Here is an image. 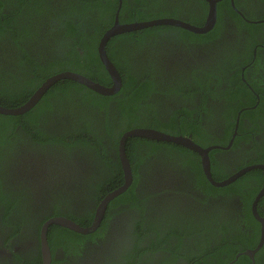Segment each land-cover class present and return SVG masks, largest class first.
<instances>
[{"label":"trees","instance_id":"1","mask_svg":"<svg viewBox=\"0 0 264 264\" xmlns=\"http://www.w3.org/2000/svg\"><path fill=\"white\" fill-rule=\"evenodd\" d=\"M181 1H189V4L194 3L196 6L187 15L186 21L202 25L208 12L207 1ZM233 1L237 8L246 4L242 3L244 0ZM168 5L167 0H0V42L3 47L0 58V105H21L46 78L63 71L76 72L100 84L111 85V77L99 59L97 46L103 33L113 25L116 13L119 23L177 18L180 11L175 7L168 10ZM223 11L228 12L238 28L247 30L245 46L249 45L243 51L234 48L230 51L231 46L220 47L217 44L212 54L204 57L209 59V69L200 66L195 69V76L192 74L183 81L178 76L171 77L169 80H177V83L175 81L169 90L186 98V104L171 112L165 110L168 121H163L161 110L158 112L153 108L149 100L153 81L148 79V72L143 73L145 62L136 74L134 65L137 66V62L130 60L127 53L135 51L136 44L141 47L159 41L166 32L169 35L175 32V37L187 40V44L203 45L220 38L223 31ZM260 29L261 24L242 20L231 6L230 0H220L216 4L215 25L206 33H192L171 25H153L111 36L106 43V52L122 80L120 89L114 95H101L74 80L62 79L50 86L30 110L18 115L0 113V226L12 229L9 238L3 242L4 246L8 247L10 238L23 230L28 233L29 227L36 221L35 213L39 202H34L31 187L24 188L17 181L16 188L12 190H7L4 185L9 180L4 170L14 153L19 152L24 144L27 149L30 146L34 149L53 145L60 146V150L68 153L77 150L93 151V159L102 161L112 170V175L92 188L97 205L106 192L119 187L124 181L120 163L110 156L112 150L118 154V140L123 132L139 127L152 128L172 135L190 136L201 146L205 142L213 143L215 141L206 137L201 125V119L211 113L210 98L224 102V107L219 112L225 120L226 137L231 135L237 111L241 107L255 105L254 109L243 111L241 119L248 117L254 122L258 116L264 118V80L254 73L263 67L264 52H258L255 56L252 54V47L258 42L263 44L259 47L264 48V41L256 37V32ZM117 48L119 53L115 51ZM119 54L121 59L117 57ZM154 85L157 86L156 83ZM159 91L160 89L157 90ZM61 112L67 113V120H61ZM55 123H59V126L54 128L51 125ZM256 126L258 124L255 123L247 126L240 120L238 139H246L249 131L254 132ZM257 144L264 150L263 143ZM154 150L168 151L173 158L189 165L197 184L203 189L220 194L239 191L249 209L250 196L241 191L245 178H239L223 187L214 186L203 174L199 155L173 142L139 136L128 137L125 152L131 161L133 176L143 157L141 152L150 153ZM263 155L262 152H257L255 161L264 162ZM210 161L214 162L210 166L213 178L216 181L225 179L227 167L219 168L216 159L211 158ZM135 183L133 178L127 190L113 199L115 205L136 202L134 206L143 209L140 201L145 198L137 201L133 193ZM52 207L53 212L45 214L39 220L37 233L41 222L55 215H65L81 226H88L92 221V213L84 216L75 211L70 203L55 201ZM248 221L253 229L248 245L253 246L259 237V224L252 217ZM139 226L140 222L135 227L136 232L142 228ZM174 233L179 237V234ZM83 238V234L60 225L51 224L48 227L47 240L50 248L54 244H60L67 251L70 243H79ZM55 239H59L58 243L54 242ZM223 244L219 242L211 249L212 252H206L207 248L198 255L201 254L203 259L212 255L218 257V246L223 248ZM231 246L232 244L227 245ZM235 246L238 247L233 244ZM133 250L141 253L144 249L136 245ZM229 255L233 257L232 252ZM15 256L18 264H40L39 252L33 254L30 260L18 257V254ZM247 260L249 263V259Z\"/></svg>","mask_w":264,"mask_h":264},{"label":"flooded vegetation","instance_id":"2","mask_svg":"<svg viewBox=\"0 0 264 264\" xmlns=\"http://www.w3.org/2000/svg\"><path fill=\"white\" fill-rule=\"evenodd\" d=\"M168 3V10L175 7L180 11L181 14L175 19L182 21L188 19L187 15L195 6L194 3L189 4V1L181 0H167ZM230 3L242 20L261 24L256 37L264 41V17H261L264 14V0H244L242 3L246 4H242L240 8L234 6L233 0H230ZM223 19L222 36L203 45L187 44V40L177 39L173 31L171 35L168 32L163 33L161 36L163 38L159 41L141 47H137L136 44L135 51L130 50V53H127L130 60L137 62V66L134 65L136 74L145 62L143 73L148 72V79L153 81L149 100L153 108H156L158 112L161 110V117L164 116L163 121H168L166 111L171 112L186 104V98L169 90L174 86L175 81L177 83V80H169L171 77L178 76L183 81L192 74L195 76V69L200 66L209 69L211 66L209 59L204 57L209 53L212 54L217 44L220 47L231 46L230 51H233V48L243 51L249 45L245 46L247 30L242 31L238 28L227 11H223ZM1 44L0 42V58L3 53ZM259 45L263 46L261 42H258L252 47L253 56L258 52H264L262 51L264 48ZM115 51L119 53L118 48ZM117 57L122 58L121 54ZM200 73L198 76L201 75ZM254 73L256 77L264 80V64L260 71H254ZM240 76L244 80L243 73ZM158 89H160L159 92H157ZM209 104L211 113L201 119V125L205 129L206 137L215 142H205L202 146H214L209 151L210 160L216 159L219 168L227 167L226 178L250 165L264 164V162L255 161L257 152L264 154L263 147L256 146L257 143V145L264 144V118L258 116L254 122L248 117L240 118L243 111L254 109L255 105L238 109L234 129L231 135L226 137L225 120L219 112L223 109L224 102L210 98ZM66 114L61 112L62 121L68 119ZM229 119L232 120L231 117ZM240 120L247 126L258 124L254 132L249 131L250 134L246 139H238L240 133L237 129ZM51 126L58 127L59 123ZM45 146L47 147L34 149L30 146L27 149L24 144L19 152L14 153L11 161H7L9 164L4 170L9 178L7 182H4L7 190L16 188L15 181L24 188L30 186L34 191V202L38 201L39 204L35 213L36 221L31 226L26 225L30 226L28 233L23 230L22 233L12 236L8 247H5L3 242L9 238L12 229L4 225L5 228L0 226V264H18L15 254L30 260L37 252L40 253V264H42L39 232L45 220L41 222L38 233L37 227L39 220L45 214L50 215L53 212L52 206L55 201L70 203L75 211L81 212L84 216L92 213L93 220L99 202L111 192H106L96 205L92 188H95L99 181L106 180L112 175V170L102 161L94 160L93 151L77 150L68 153L60 150V146ZM141 155L143 157L134 176L131 161L128 160L132 180L134 178L136 182L133 193L137 201L145 198L144 201H140L143 209L135 207L136 202L115 205L113 199L118 194L107 202L96 230L83 234L85 238L81 242L70 243L67 251L60 244H54L52 248L49 246L51 254L49 264H264V242L257 248L260 242L261 224L255 218L252 207L256 200V211L260 216H264V193L257 198L264 187V168H249L233 180L245 178L241 191L250 196L248 209L239 191L232 190L226 194H220L217 191L201 188L193 176L191 167L180 159L173 158L168 151L154 150L150 153L142 151ZM110 156L120 163L115 150L110 151ZM212 163L214 162L210 161V166ZM250 217L259 224V237L253 246L248 245L253 233L248 221ZM139 222V227L142 228L137 229L136 232L135 227ZM174 231L179 234V237ZM58 241L59 239L54 240L55 243ZM219 242L224 244L223 248L218 246L220 251L218 257L212 255L203 259L201 254L198 255L200 251L207 248L206 252H212L211 249ZM230 244L232 246L227 247ZM233 244H237L238 247H233ZM136 245L144 250L141 253L133 250ZM248 250L254 251L249 255ZM231 252L233 257L229 255ZM244 257L249 259V263Z\"/></svg>","mask_w":264,"mask_h":264},{"label":"water","instance_id":"3","mask_svg":"<svg viewBox=\"0 0 264 264\" xmlns=\"http://www.w3.org/2000/svg\"><path fill=\"white\" fill-rule=\"evenodd\" d=\"M208 3V12L205 18V21L202 25H193L189 22L182 21L179 19L171 18V17H164V18H156L151 20H144V21H135L130 23H119L117 19V13L115 17V21L111 27H109L101 36L97 51L99 55V59L103 64L104 68L108 72L109 76L111 77V85H103L96 81L91 80L90 78L71 71H63L60 73H56L54 75L49 76L46 78L41 85L31 94V96L21 105L17 107H4L0 105V113L5 115H18L22 114L28 110H30L42 97V95L46 92V90L52 86L55 82L62 80V79H71L80 84L85 85L86 87L92 89L93 91L101 94V95H112L118 92L121 87V76L115 67V65L109 59L107 52H106V43L108 39L116 34L128 32L132 30L142 29L148 26L153 25H173L179 26L186 30H189L194 33L202 34L206 33L213 28L216 22V4L219 0H206ZM237 127V122H236ZM132 136H139L144 137L147 139L153 140H160V141H167L173 142L175 144L182 145L194 152H196L200 157L201 168L203 171L204 176L206 179L214 186L223 187L232 182L237 176L248 170L249 168L259 167L264 168V164H253L250 167H246L234 175H231L223 180L216 181L210 170V157L209 151L214 148V146L203 147L193 141L191 137L185 135H172L169 133H165L160 130L152 129V128H132L122 133L121 137L118 141V156L120 165L123 172V183L119 187L113 189L110 193H108L100 202L99 206L95 212L94 218L92 222L88 226H81L75 221L63 217V216H52L46 219L39 232V242L42 254V264H49L51 261V254L49 250L48 240H47V231L48 227L51 224L60 225L62 227H66L72 231L87 234L96 230L99 226L101 217L103 215L105 206L107 202L117 196L118 194L122 193L126 188L129 186L132 180V173L129 160L127 158L125 152V144L128 137ZM264 193V187L257 195V198L260 197ZM256 198V199H257ZM256 200L253 203V214L255 218L261 224V231H260V242L257 246L259 248L261 244L264 242V216H260L255 208ZM254 250H248L247 253L251 255Z\"/></svg>","mask_w":264,"mask_h":264}]
</instances>
